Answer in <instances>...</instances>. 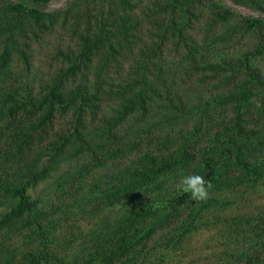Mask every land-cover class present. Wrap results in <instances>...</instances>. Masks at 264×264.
<instances>
[{
	"label": "rangeland",
	"instance_id": "1",
	"mask_svg": "<svg viewBox=\"0 0 264 264\" xmlns=\"http://www.w3.org/2000/svg\"><path fill=\"white\" fill-rule=\"evenodd\" d=\"M61 1L0 0V264H243L264 231V0ZM211 170L178 209L194 223L135 221ZM136 227L153 236L117 255Z\"/></svg>",
	"mask_w": 264,
	"mask_h": 264
},
{
	"label": "trees",
	"instance_id": "2",
	"mask_svg": "<svg viewBox=\"0 0 264 264\" xmlns=\"http://www.w3.org/2000/svg\"><path fill=\"white\" fill-rule=\"evenodd\" d=\"M27 1V0H24ZM40 2V0H37ZM46 1V0H45ZM28 2V1H27ZM30 3V2H29ZM42 3V2H41ZM33 6V5H32ZM254 21H262L263 18L261 16L251 17ZM85 53V52H84ZM83 55L81 54L78 57V61L75 64L70 66L64 72H62L55 84L54 89L58 90L65 82L66 78L72 75L76 70H78L79 63L82 61ZM249 70V68H248ZM252 76L255 77V74L251 72ZM138 96V95H137ZM137 96L135 98H137ZM252 94L250 90H247L239 95H232L228 97V100L232 103H235L238 106V109L249 105V99ZM261 110L264 112V100L260 102ZM77 113H80V108L77 109ZM47 171L41 170L37 171L34 174L30 175L24 182H22L17 190V196L19 197V201L16 206L12 209L11 214L32 211L35 208V202L31 201L27 196V191L36 183L40 182L46 176ZM214 171H209L205 176L206 181L213 182ZM190 194L183 193L178 197H171L168 200L167 208L164 209L161 213L155 214L150 220L148 217H144L142 213H136L134 217L135 221L141 222L143 220L146 227H154L156 225H167L174 226L181 229L186 228L191 225L195 221L196 217V208L191 210L188 215L182 216L178 209L183 207L186 204V198L189 197ZM206 204L202 206L205 208ZM134 231L130 234L128 232L119 230L118 232V248L116 250L117 255L124 256V253L127 255L139 254L137 253L139 250V246L150 240L153 236V230H142V228L136 227L133 229ZM175 236H173L174 238ZM129 253V254H128ZM240 255L243 257V264H264V231L261 234V241H257L253 244H249L243 247V250L240 252ZM120 257V258H121Z\"/></svg>",
	"mask_w": 264,
	"mask_h": 264
},
{
	"label": "clouds",
	"instance_id": "3",
	"mask_svg": "<svg viewBox=\"0 0 264 264\" xmlns=\"http://www.w3.org/2000/svg\"><path fill=\"white\" fill-rule=\"evenodd\" d=\"M177 188L181 193L190 194L195 201H204L209 198V190L212 188V184L200 174L189 173L180 177ZM116 207L119 208L120 205Z\"/></svg>",
	"mask_w": 264,
	"mask_h": 264
},
{
	"label": "water",
	"instance_id": "4",
	"mask_svg": "<svg viewBox=\"0 0 264 264\" xmlns=\"http://www.w3.org/2000/svg\"><path fill=\"white\" fill-rule=\"evenodd\" d=\"M28 2H30L32 5H34V6H36L37 8H39V9H47L48 8V6L46 5V4H43V3H41V2H39V1H37V0H27ZM68 1H70V0H63V1H61L60 3H58V4H56L55 6H63V5H65Z\"/></svg>",
	"mask_w": 264,
	"mask_h": 264
}]
</instances>
